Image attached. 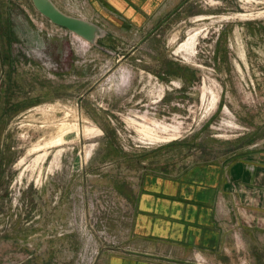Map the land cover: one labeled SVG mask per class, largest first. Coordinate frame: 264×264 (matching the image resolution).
<instances>
[{"label":"rangeland","instance_id":"obj_1","mask_svg":"<svg viewBox=\"0 0 264 264\" xmlns=\"http://www.w3.org/2000/svg\"><path fill=\"white\" fill-rule=\"evenodd\" d=\"M184 4L156 29H114L107 52L0 0V264H95L134 241L143 176L201 164L238 175L231 264H264V0ZM63 123L88 133L60 143Z\"/></svg>","mask_w":264,"mask_h":264},{"label":"crops","instance_id":"obj_2","mask_svg":"<svg viewBox=\"0 0 264 264\" xmlns=\"http://www.w3.org/2000/svg\"><path fill=\"white\" fill-rule=\"evenodd\" d=\"M87 1V11L96 18L73 16L98 24L110 38L114 29H156L187 0ZM234 170L229 173L224 165L201 164L176 177L143 176L132 219L134 241L121 250L105 252L98 264H231L228 243L237 239L225 229L223 216L231 210L237 192ZM249 220L254 224L255 214Z\"/></svg>","mask_w":264,"mask_h":264},{"label":"water","instance_id":"obj_3","mask_svg":"<svg viewBox=\"0 0 264 264\" xmlns=\"http://www.w3.org/2000/svg\"><path fill=\"white\" fill-rule=\"evenodd\" d=\"M36 10L53 24L64 28L90 44L98 45L99 39L106 36V31L98 24L83 18L69 15L56 6L52 0H32ZM101 47V46H99ZM102 49L110 52L107 48ZM121 250V249H119ZM95 264H97L98 260Z\"/></svg>","mask_w":264,"mask_h":264},{"label":"bare ground","instance_id":"obj_4","mask_svg":"<svg viewBox=\"0 0 264 264\" xmlns=\"http://www.w3.org/2000/svg\"><path fill=\"white\" fill-rule=\"evenodd\" d=\"M193 34V33H192ZM194 35V34H193ZM197 36V35H196ZM190 40V39H189ZM195 40V39H194ZM195 42V41H194ZM193 42V40H192V43H194ZM197 43V42H196ZM187 43H185L184 45H186ZM181 47V46H180ZM188 47V46H187ZM192 46L190 45V48H191ZM178 48V47H177ZM181 49V48H180ZM187 50V49H186ZM192 50V49H191ZM188 51V50H187ZM189 52V51H188ZM187 52V53H188ZM81 120H82V118H80ZM63 125V127L61 128V133H60V135H59V139H58V142H63V141H65V140H68L67 139V135H69L70 133H72V132H76V135L77 136H83L84 134H87L88 133V130H86V129H88V128H86L85 130L84 129H81V127L80 126H78V125H69V124H65V123H63L62 124ZM165 127V126H164ZM163 127V128H164ZM145 129H146V127H145ZM177 129V128H176ZM144 130V129H143ZM171 130H173V129H171ZM175 130V129H174ZM164 131H165V128H164ZM167 131H168V128H167ZM93 132V131H92ZM166 132V131H165ZM169 132V131H168ZM168 132H166V133H168ZM172 134H174V133H172ZM174 135H176V134H174ZM178 135V134H177ZM173 136V135H172ZM157 137V136H156ZM167 137V136H166ZM159 138V137H158ZM171 138V137H170ZM169 138V139H170ZM154 140V139H153ZM159 140H161V139H159ZM164 140V139H163ZM168 140V139H167ZM171 140V139H170ZM54 143H55V141H53ZM41 149H42V147H41ZM35 150V149H34ZM23 161V160H22Z\"/></svg>","mask_w":264,"mask_h":264},{"label":"trees","instance_id":"obj_5","mask_svg":"<svg viewBox=\"0 0 264 264\" xmlns=\"http://www.w3.org/2000/svg\"><path fill=\"white\" fill-rule=\"evenodd\" d=\"M11 25H10V22L8 23V26L7 27H9V28H11L10 27ZM1 27H2V24H1ZM11 32V31H10ZM11 34V33H10ZM10 36V35H9ZM10 42V41H9Z\"/></svg>","mask_w":264,"mask_h":264}]
</instances>
